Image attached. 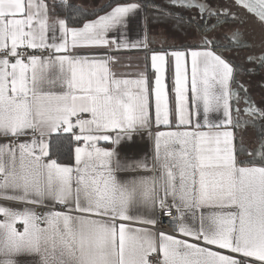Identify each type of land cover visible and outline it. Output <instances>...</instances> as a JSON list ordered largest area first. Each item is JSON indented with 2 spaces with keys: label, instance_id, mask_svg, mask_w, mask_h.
Here are the masks:
<instances>
[{
  "label": "snow or ice",
  "instance_id": "1",
  "mask_svg": "<svg viewBox=\"0 0 264 264\" xmlns=\"http://www.w3.org/2000/svg\"><path fill=\"white\" fill-rule=\"evenodd\" d=\"M166 5L0 0V264H264V0Z\"/></svg>",
  "mask_w": 264,
  "mask_h": 264
},
{
  "label": "crops",
  "instance_id": "2",
  "mask_svg": "<svg viewBox=\"0 0 264 264\" xmlns=\"http://www.w3.org/2000/svg\"><path fill=\"white\" fill-rule=\"evenodd\" d=\"M92 2L93 3H103V2H107V0H92ZM130 27H131L132 30L129 32V37L131 39H135L136 38V33L138 31V27L135 24L131 25ZM151 28L153 29V33L154 34H156L160 29H163L166 34H167V32L169 30H173L170 23L159 24V25H151ZM168 37H169V41L170 42L180 43L178 38L171 37L170 35H168ZM153 46L154 47H158L159 45L157 44V45H153ZM121 55L135 56V55H137V53H135V52H127V53H121ZM145 148H146V145L143 142L137 141L135 144L124 145V147L121 149V151L122 152H127L129 155L139 156L141 154V152L145 150ZM18 227H21V229H22V226L18 225Z\"/></svg>",
  "mask_w": 264,
  "mask_h": 264
},
{
  "label": "flooded vegetation",
  "instance_id": "3",
  "mask_svg": "<svg viewBox=\"0 0 264 264\" xmlns=\"http://www.w3.org/2000/svg\"><path fill=\"white\" fill-rule=\"evenodd\" d=\"M156 3L161 4L163 6H167L166 5V0H155ZM213 3L216 2V0H212ZM185 14L187 15L188 13L185 12ZM212 21H210L211 23ZM245 79H247L245 77ZM261 79V76H254L252 78V85H251V94L253 99L257 102V104H261L262 102H264V88H260L257 86V81H259ZM256 137V131L254 129H250L249 130V139H254Z\"/></svg>",
  "mask_w": 264,
  "mask_h": 264
},
{
  "label": "rangeland",
  "instance_id": "4",
  "mask_svg": "<svg viewBox=\"0 0 264 264\" xmlns=\"http://www.w3.org/2000/svg\"><path fill=\"white\" fill-rule=\"evenodd\" d=\"M168 35H170L171 37H176L178 38L179 42H182V38L180 37L179 33L175 32L174 30H169L167 32Z\"/></svg>",
  "mask_w": 264,
  "mask_h": 264
},
{
  "label": "built area",
  "instance_id": "5",
  "mask_svg": "<svg viewBox=\"0 0 264 264\" xmlns=\"http://www.w3.org/2000/svg\"><path fill=\"white\" fill-rule=\"evenodd\" d=\"M165 225L167 226V221H165Z\"/></svg>",
  "mask_w": 264,
  "mask_h": 264
}]
</instances>
